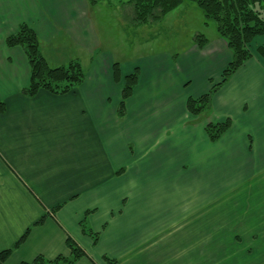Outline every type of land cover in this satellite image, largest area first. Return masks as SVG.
Here are the masks:
<instances>
[{"label":"crops","instance_id":"1","mask_svg":"<svg viewBox=\"0 0 264 264\" xmlns=\"http://www.w3.org/2000/svg\"><path fill=\"white\" fill-rule=\"evenodd\" d=\"M88 14L85 0H0V252L28 232L5 264L68 257L67 238L87 255L76 264H107L103 258L202 264L199 248L214 237L219 243L206 249L207 257L201 254L206 264L236 245L247 246L235 248L239 255L256 258L233 262L264 264V71L258 62L264 58L247 61L197 117L188 113V99L209 92L231 61L218 37L202 48L193 40L178 57L157 54L128 64L90 48L84 80L73 91L23 96L28 62L22 48L6 46V38L22 24L40 48L64 31L86 37ZM135 71L137 83L119 116L124 78ZM227 119L229 130L210 141L205 127ZM216 152L242 156L237 182L196 181L199 166L211 169ZM201 202L215 207L203 210L211 205ZM217 203L225 206L209 213ZM232 217L246 224L244 234L234 228L232 237L229 223H218ZM82 222L98 234L95 245ZM193 244L198 248L192 253Z\"/></svg>","mask_w":264,"mask_h":264},{"label":"rangeland","instance_id":"2","mask_svg":"<svg viewBox=\"0 0 264 264\" xmlns=\"http://www.w3.org/2000/svg\"><path fill=\"white\" fill-rule=\"evenodd\" d=\"M85 1L89 7L88 18L90 22V29L88 32H86V37H81L82 35L80 32H73L70 30L61 32L60 36L51 40L49 44H45L43 46L41 44V48L39 47V52L48 67L52 69L58 68L60 66L65 67L69 63L75 61L80 63L81 67H85L87 63L86 57L89 55L87 53V49L90 48H98L99 51H108L111 53V55H113L116 61L122 64H128L144 57L157 54H169L171 56L175 55V57H178L185 53V51L193 44V40L195 41V38L198 35L203 36L207 41L206 43H208V40L210 41L216 37L221 39L216 33L215 22L213 20L206 19L198 7L189 0L184 1L177 9H175L172 13L170 12L167 14L162 20L158 22H153L150 20L146 24L134 23L133 11L131 6L127 3V0H107L97 3L94 6H90L87 0ZM263 44L264 40L262 38H257L248 46L251 60L256 62L258 61V58L260 57L258 50L263 47ZM258 62H260L259 65L262 66L264 71V60L262 62ZM220 82L221 76L220 81L218 80L216 84ZM220 88L221 87L218 89ZM241 94L244 95L245 92H241ZM232 96H234V98L231 97V102H233L235 106L236 103H238L237 106H239V102L235 100L237 97L236 94H232ZM209 108L203 111L201 114L209 111ZM228 120L231 122L230 119ZM219 154L221 153L216 152L215 159H212L213 162L211 164V169H206V165L199 166V174L196 177V181L198 183L219 186L224 183L237 182L239 179L238 176H236L237 170L241 169L244 165L242 156L237 155L228 158L223 154ZM211 157H213V154H211ZM202 204L203 205L201 206H206L208 204L211 205V207H204L203 210L212 209L215 207V205L211 202ZM217 204V207L213 210H210L209 213H216L218 211V207L225 206V203ZM154 209L157 210L155 207ZM180 214L184 215V217H179L178 220L181 221L179 223H183L186 221V215L189 213L186 211L185 213L181 212ZM218 223H229L227 227L229 233L231 232L232 237H234V228H236L235 232H240V234H244V231L247 229L246 224L243 221L236 219V217H234V219L233 217L230 218L227 223H224V221H219ZM215 238L216 237H214V240H212L213 243L207 242L204 244V246H202L203 249L199 248L200 263H207L201 254H205L207 257L208 253L206 249L209 248L212 250L221 240H215ZM191 240L194 241L195 239L192 238ZM236 243H238V241H236ZM237 246L238 245L222 250V253L227 252L229 254L218 255L217 261L215 260L213 264H238L233 262V258L235 260L236 257H242V262H249L256 258V255L253 253L252 255L254 256L247 258L239 255L236 253L235 249ZM191 247L194 249L189 251L192 253L194 250L197 251L198 247L196 245L193 244ZM238 247L240 248L238 252H240L241 249H244L247 246L244 247V245H242Z\"/></svg>","mask_w":264,"mask_h":264},{"label":"trees","instance_id":"3","mask_svg":"<svg viewBox=\"0 0 264 264\" xmlns=\"http://www.w3.org/2000/svg\"><path fill=\"white\" fill-rule=\"evenodd\" d=\"M107 0H87L90 6ZM186 0H127L131 6L134 23L146 24L148 21L158 22L167 14L178 8ZM202 12L206 19L213 20L216 25L217 35L226 43L231 53V61L222 71L221 82L214 85L210 91L199 98L188 99L186 109L192 116H198L210 107L213 94L224 85L250 58L248 46L257 38L264 40V0H189ZM199 48L204 47L206 39L198 35L195 38ZM7 47H20L24 51L29 67L28 85L21 91L25 97H33L43 90L52 95H64L73 91L84 80V71L78 62H71L65 67L50 68L41 57L39 41L34 32L25 24L18 27L15 34L5 40ZM264 58V44L258 50ZM114 74H118L117 65ZM137 83V72L126 76L121 91L118 115L123 116L125 103L132 95ZM5 111L4 103L0 100V114ZM231 126L227 119L222 123L208 124L205 132L208 139L216 142ZM38 222L37 224H40ZM36 224V225H37ZM84 235L92 239L95 245L98 234L91 232L81 223ZM28 233V232H27ZM27 233L15 244L12 249L0 252V264H5L10 255L24 241ZM69 250L68 257L58 256L53 260H46L37 256L33 264H76L82 258H87L86 253L70 238L66 239ZM107 264H116L115 261L103 258ZM90 260V259H89ZM91 261V260H90ZM92 262V261H91Z\"/></svg>","mask_w":264,"mask_h":264}]
</instances>
